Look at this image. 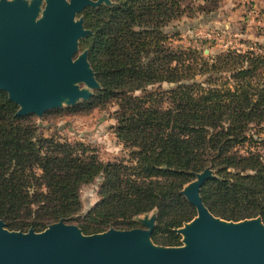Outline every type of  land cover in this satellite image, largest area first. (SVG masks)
<instances>
[{"label": "trees", "instance_id": "1", "mask_svg": "<svg viewBox=\"0 0 264 264\" xmlns=\"http://www.w3.org/2000/svg\"><path fill=\"white\" fill-rule=\"evenodd\" d=\"M86 8L79 43L100 85L90 106L114 103L115 138L126 160L102 162L82 143L43 137L32 115L0 95V220L9 231H42L59 220L83 234L126 230L157 211L151 239L176 246L172 230L196 216L180 191L195 174L214 177L200 189L214 216L264 225V51L228 50L204 58L172 46L174 21L216 12L207 0H111ZM189 3L190 5H185ZM257 46V45H256ZM174 85L169 90L148 87ZM141 93L135 96V93ZM100 180L99 201L83 217L81 187Z\"/></svg>", "mask_w": 264, "mask_h": 264}, {"label": "water", "instance_id": "2", "mask_svg": "<svg viewBox=\"0 0 264 264\" xmlns=\"http://www.w3.org/2000/svg\"><path fill=\"white\" fill-rule=\"evenodd\" d=\"M110 0H0V91L18 110L34 115L88 101L100 89L80 40L92 35L77 15ZM83 86V87H81ZM211 171L195 174L180 194L196 216L176 229L180 247H157L150 237L155 216L144 228L109 229L84 235L62 220L40 233L8 231L0 220V264H264V225L260 217L238 222L214 217L200 189Z\"/></svg>", "mask_w": 264, "mask_h": 264}, {"label": "rangeland", "instance_id": "3", "mask_svg": "<svg viewBox=\"0 0 264 264\" xmlns=\"http://www.w3.org/2000/svg\"><path fill=\"white\" fill-rule=\"evenodd\" d=\"M26 1H30V0H26ZM43 4H44V0H43ZM184 4L190 5L189 3H184ZM191 4L193 8H196L201 3H191ZM218 4L219 7L216 10V12L213 14L207 16L206 15L200 16L194 19H190L186 16H183L181 19L172 22L165 30L166 32L169 33L179 34L178 38L172 41L173 44L172 46L181 47V49L196 50L201 56H203L206 59L213 58L222 53L224 54L228 50H238L241 52L252 50L258 52L259 51L258 47H261L264 51V26L257 27L255 24H253L256 27L253 29L256 34H253V32H248L247 35L251 37L248 38L246 36V38L245 37L243 38L240 36V32L244 31V26L246 25L244 23L246 20L245 19L243 20L244 17H242L241 12H239V14L236 12L238 9V5L236 3H218ZM262 12L264 15V9L262 10ZM236 15L239 16L234 17ZM78 18H83L84 21V16L82 13L77 15L76 19ZM239 18L242 19L239 20ZM253 18L256 20L264 19V16H259V17L253 16ZM224 24H228L230 25V27L228 26L229 28L227 29ZM236 34H238V36H236ZM255 35H256V40H253V37ZM85 50L88 52V49L81 50L78 44V51L75 54V58ZM173 87L174 85L163 83L159 87L156 85L153 87H148V90L151 91L156 89L169 90ZM99 90L92 91L93 96L88 101H79L74 106L63 105L58 110L45 112L40 118L35 117L34 115H32L31 118L38 127V133L43 137L54 136L55 138L59 139V141L61 142H69L71 144L82 143L91 151H93V153L102 162H114L116 160H126L128 158L129 150L126 149L120 142L117 141L114 134V130L116 127V120L114 113L117 111V106L114 103L106 104L105 106H90L87 104V102H89L91 99L95 97L96 92ZM140 94L141 93L137 92L134 95L137 96ZM0 95H4V93H2L1 91ZM260 137H262L261 139H264L263 136ZM208 169L211 171L212 176L214 177L213 171L210 168ZM194 180H195V176L191 182H193ZM99 183L100 180L96 179L93 183L81 187L79 191L81 211L71 219H77V217H79L80 219L83 218L89 212V210L92 209L93 206L99 201V197H98ZM187 185H185L184 187H186ZM152 216H155V225H156L157 211L154 210L150 213L137 217L135 219L136 225L126 230L144 228L143 225L140 223V220H143L145 218L150 219ZM62 221L66 224H72L77 226L75 220L74 221L62 220ZM54 223L57 222L48 224L42 231H44L45 229H47L48 226ZM183 225L179 228H182ZM109 229H115V228L111 227L103 232H106ZM176 229L172 230L175 234H177L175 232ZM14 232H23V231H14ZM40 232H36V233H40ZM177 235L180 237V239L176 246L158 245L154 243L151 237L150 240L157 247H180L183 245L182 236L179 234Z\"/></svg>", "mask_w": 264, "mask_h": 264}, {"label": "crops", "instance_id": "4", "mask_svg": "<svg viewBox=\"0 0 264 264\" xmlns=\"http://www.w3.org/2000/svg\"><path fill=\"white\" fill-rule=\"evenodd\" d=\"M196 3H203L207 0H195ZM217 3H236L238 5L237 13L241 12L243 20L245 19L246 24L244 26V31L240 32L241 37L246 36L250 38L247 34L248 32H253V34H256L253 30L256 28L253 24L258 26H264V19H254L253 16H264L262 10L264 9V0H215ZM249 6V7H247ZM239 15H236L234 17H238ZM242 18H239L241 20ZM252 24V26H251ZM226 28L228 29L230 25L224 24ZM229 26V27H228ZM233 26V25H232ZM225 28V27H224ZM234 28V27H233ZM231 30V29H230ZM233 30V29H232ZM238 36V34H236ZM253 40H256V35L253 37Z\"/></svg>", "mask_w": 264, "mask_h": 264}, {"label": "flooded vegetation", "instance_id": "5", "mask_svg": "<svg viewBox=\"0 0 264 264\" xmlns=\"http://www.w3.org/2000/svg\"><path fill=\"white\" fill-rule=\"evenodd\" d=\"M7 1H10V0H7ZM1 92V91H0ZM2 93H4V95L6 96V98L8 99V97H7V94L5 93V92H2Z\"/></svg>", "mask_w": 264, "mask_h": 264}]
</instances>
